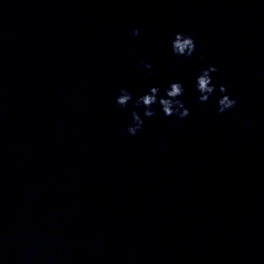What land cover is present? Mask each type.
Wrapping results in <instances>:
<instances>
[{"label":"water","instance_id":"obj_1","mask_svg":"<svg viewBox=\"0 0 264 264\" xmlns=\"http://www.w3.org/2000/svg\"><path fill=\"white\" fill-rule=\"evenodd\" d=\"M177 81L128 135L119 90ZM0 264H264V0H0Z\"/></svg>","mask_w":264,"mask_h":264},{"label":"clouds","instance_id":"obj_2","mask_svg":"<svg viewBox=\"0 0 264 264\" xmlns=\"http://www.w3.org/2000/svg\"><path fill=\"white\" fill-rule=\"evenodd\" d=\"M132 37H139L140 31L138 28H132L129 31ZM172 54L184 59L191 58L197 54V48L194 39L185 33H176L171 42ZM201 59L203 57L201 56ZM140 66L149 70L148 75L151 76L153 65L147 61L141 60ZM215 66H208L202 69L196 75L195 89L199 93L197 102L204 104L209 101L210 97L219 93L217 100V113L223 114L226 111L233 110L237 105V100L227 94V85L213 82L212 73L217 72ZM160 87L153 85L149 90L136 98L133 97L132 92L126 88L119 90V95L115 98V103L122 110H126L130 103L134 104L135 108L143 109V118L137 111L131 112L132 123L129 124L125 131L128 135L135 137L142 129L144 118H151L157 114L156 105L159 106L160 111L165 117L175 116L178 119H185L190 115V110L185 106L184 102L179 99L184 94L183 85L177 82H171L167 88L164 89V95H160Z\"/></svg>","mask_w":264,"mask_h":264}]
</instances>
